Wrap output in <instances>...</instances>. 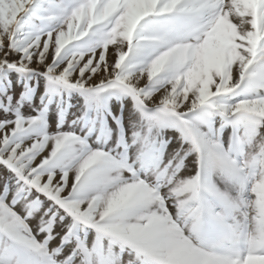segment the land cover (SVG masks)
I'll return each instance as SVG.
<instances>
[{"label":"snow or ice","instance_id":"1","mask_svg":"<svg viewBox=\"0 0 264 264\" xmlns=\"http://www.w3.org/2000/svg\"><path fill=\"white\" fill-rule=\"evenodd\" d=\"M0 70L131 99L112 147L0 102V264H264V0H0Z\"/></svg>","mask_w":264,"mask_h":264},{"label":"rangeland","instance_id":"2","mask_svg":"<svg viewBox=\"0 0 264 264\" xmlns=\"http://www.w3.org/2000/svg\"><path fill=\"white\" fill-rule=\"evenodd\" d=\"M12 55L16 53L13 52ZM0 102L7 103L10 109L18 107L24 113H31L34 107L42 109L46 129L54 128L57 123H60L62 128H67L71 124L77 130L91 129L88 135L89 144L94 146L106 142L107 147L114 146L117 134L116 123L112 117L121 116L127 131V120L131 110V99L119 90L106 91L99 97V103H95L80 91L46 82L38 73H17L12 70H0ZM153 131L156 133L155 147L162 148L167 153L172 146L170 137L173 136L174 129L162 127ZM230 131L231 128H225V139ZM185 163L188 164V161ZM87 234L89 238L95 236L91 230H87ZM77 235L83 238L84 232L77 231Z\"/></svg>","mask_w":264,"mask_h":264}]
</instances>
